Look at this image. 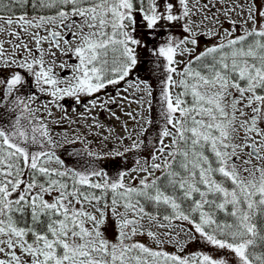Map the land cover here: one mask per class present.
Masks as SVG:
<instances>
[{"label": "rangeland", "instance_id": "374dc122", "mask_svg": "<svg viewBox=\"0 0 264 264\" xmlns=\"http://www.w3.org/2000/svg\"><path fill=\"white\" fill-rule=\"evenodd\" d=\"M167 8L169 45L165 57L150 55L151 20L146 13L134 10L130 0H109L105 5L97 2L81 7L79 14L0 16V72L24 77L27 107L29 113H36L43 131L41 142L46 145L38 151L41 167L60 171L66 164L72 169L69 159L77 158V145H83L98 159V168L94 167L90 174L92 183L99 181L94 174L121 156L131 160L120 171L125 173V182L156 178L170 160L166 151L171 143L170 136L161 142L153 141L149 133L144 136L151 104L149 85L156 79L140 78L134 86L123 80L121 84L127 86L124 90L119 87L102 96L103 89L97 85L111 73L125 74L132 57L139 69L143 58L173 61L172 78L188 60L220 42L264 31V0H168ZM74 17L80 18L82 26L76 22L73 33L66 32L68 37L60 46L55 47L51 37H38L40 26L57 30ZM89 80L96 85H89ZM220 90L219 101L213 100L218 115L212 122L221 128L222 135L213 140L222 156V168L233 182L232 188L222 191L226 202L241 199L248 203L255 194H264V98L255 96L251 87L229 84ZM202 94L206 97L203 90ZM65 97L84 108L53 109L49 99ZM249 142L255 143L257 157L251 155ZM27 159L31 161L33 156ZM79 170L80 176L89 174ZM77 204L96 226L90 224L91 233L77 236H81L86 252L103 245L101 263H112L115 249L128 244L139 249L144 264H183L195 258L209 264H252L246 256L249 238L231 243L185 217L161 220L87 199ZM128 219H137L138 223L128 225ZM29 249L18 236H0V264H37ZM37 253L41 256V252ZM59 264L90 263L66 258Z\"/></svg>", "mask_w": 264, "mask_h": 264}, {"label": "trees", "instance_id": "16d2710c", "mask_svg": "<svg viewBox=\"0 0 264 264\" xmlns=\"http://www.w3.org/2000/svg\"><path fill=\"white\" fill-rule=\"evenodd\" d=\"M108 1L0 0V16L79 14L83 6ZM130 4L151 20L150 55L165 57L169 45L165 23L168 0H130ZM229 84L251 87L255 96L264 98V31L220 42L188 60L170 79L168 120L159 127L162 135H153L157 141L171 137L166 151L170 160L156 178L133 184L125 182L121 170L110 167L94 174L99 177L97 183L90 182L91 172L98 168L97 158H70L72 169L65 164L60 171L41 167L38 151L45 145L41 142L43 131L33 122L22 125L21 119L14 118L15 110L14 124L0 125V236H18L37 264H59L66 258L90 264L146 263L139 249L128 244L115 249L112 263H101L103 245L86 252L77 234H89L90 224L96 226L77 203L87 199L161 220L185 217L231 243L249 238L248 260L264 264V194H255L248 203L241 199L226 202L222 191L232 188L233 182L222 168V156L213 140L222 135L221 128L212 122L218 115L213 100L218 102L220 88ZM14 108L22 113L20 106ZM28 155L33 156L31 161ZM79 169L89 174L80 176ZM183 264L209 263L195 258Z\"/></svg>", "mask_w": 264, "mask_h": 264}, {"label": "flooded vegetation", "instance_id": "af4514ba", "mask_svg": "<svg viewBox=\"0 0 264 264\" xmlns=\"http://www.w3.org/2000/svg\"><path fill=\"white\" fill-rule=\"evenodd\" d=\"M78 17H74L72 20L69 21V24L62 23L61 26L56 29H49L44 26H40V31L37 32V35L40 39L48 40L51 35L54 32L60 33L58 37V42L55 47L60 46L61 41L68 37V33H73L74 27L77 25L76 22H79ZM84 19V18H83ZM81 18V20H83ZM79 24L82 26V21L79 22ZM149 32V30H148ZM131 65L127 68V71L125 74L122 75L121 72H117L115 74L111 73V77L104 79L103 82L98 84L100 89H103V93H101L100 96L104 95L105 93L108 94L109 92H114L117 88L120 87L121 90H124L125 87H127L125 84H121V81L126 80L133 86L135 83H139L140 78H153L156 79L153 83L149 85L151 90V104L149 108V122L147 124V128L145 130L144 136L146 137V134L149 133L150 136L153 137V135L159 136L162 135V133L159 131V127L161 124L165 123L168 120V101H166V97H168L169 92V81L171 79V65L173 61L168 63L164 58H143L139 61V67L142 69H139L138 66L135 68L136 61L135 58H131ZM112 68V67H111ZM170 69V70H168ZM179 71L176 70L175 74H172L175 76ZM143 74V76H142ZM168 77V79L166 78ZM121 79V80H120ZM24 77L20 78L19 76H10L7 74H1L0 72V125L2 126H12L14 124L13 120V112L16 110L15 119H21V124H27L30 122L36 123L38 126H41L40 121L36 119V113H29L28 107H27V93H26V85L23 81ZM114 81H119L114 82ZM89 85H96L93 81L89 80ZM33 88V92H34ZM40 91L37 90V94H39ZM27 95V96H25ZM51 101L52 107L54 108L55 103L62 104L59 109H55L56 111H60L61 109H64L66 107L72 108L75 110H82L84 108L83 105L77 104L75 100L65 97L58 100L49 99ZM85 104V102L80 101ZM168 102V103H167ZM14 105V106H13ZM22 109V113L19 112V110L15 109L14 107H18ZM170 106V105H169ZM167 123V122H166ZM156 128V131L154 132V129ZM154 141V138H153ZM162 139H160V142ZM75 145V144H73ZM70 149H75L73 147H69ZM77 148L79 149L78 157L81 159H84L85 161H88L89 158H97L93 154H89L88 149L83 145H77ZM70 152V151H69ZM68 152V153H69ZM77 157V158H78ZM76 158V157H75ZM131 162L130 159H128V156H121L120 159H117V161L113 162L112 164H108V167L112 168L113 170L120 171L121 168H125L129 165ZM118 164V165H117Z\"/></svg>", "mask_w": 264, "mask_h": 264}, {"label": "water", "instance_id": "95a60500", "mask_svg": "<svg viewBox=\"0 0 264 264\" xmlns=\"http://www.w3.org/2000/svg\"><path fill=\"white\" fill-rule=\"evenodd\" d=\"M60 33L58 32H54L52 35H51V39H52V42L54 45H57V42H58V37H59ZM62 104H58V103H55L54 104V108L55 109H59V107L61 106ZM249 150H250V153L251 155H253L254 157H257L259 152L258 150L256 149L255 147V143L254 142H249ZM138 220L137 219H128L127 220V224L130 225V224H135L137 223Z\"/></svg>", "mask_w": 264, "mask_h": 264}]
</instances>
